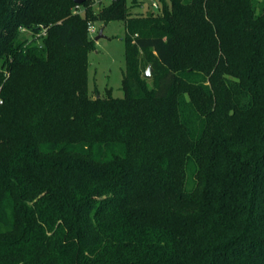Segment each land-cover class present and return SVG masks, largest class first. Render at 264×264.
<instances>
[{
    "label": "trees",
    "instance_id": "16d2710c",
    "mask_svg": "<svg viewBox=\"0 0 264 264\" xmlns=\"http://www.w3.org/2000/svg\"><path fill=\"white\" fill-rule=\"evenodd\" d=\"M105 1L122 97L88 10L0 0V264H264V0Z\"/></svg>",
    "mask_w": 264,
    "mask_h": 264
},
{
    "label": "rangeland",
    "instance_id": "374dc122",
    "mask_svg": "<svg viewBox=\"0 0 264 264\" xmlns=\"http://www.w3.org/2000/svg\"><path fill=\"white\" fill-rule=\"evenodd\" d=\"M112 0H106L105 3H109ZM134 0H127V6L130 7L133 15H141L149 11L155 10L153 2H157L161 5V0H138L142 5H133ZM101 5L95 1L90 0L87 5H79L75 7V10L79 13L85 14L89 11V25L96 29V32L88 29V33L91 39H94L93 48L89 51V66H88V86L90 90V96L99 97L101 95L106 96V91L111 89V93L115 97H122L124 90L122 89V80L124 77V71L126 67V27L122 20H113L105 24L104 21L93 18V15H97L100 11ZM158 11V10H155ZM88 25V26H89ZM104 29V36L96 40V36L100 30ZM31 34V33H27ZM153 53L149 51L139 50L138 52V74L143 79L151 81L152 77L146 78L145 72L149 67H153L150 63V59L153 58Z\"/></svg>",
    "mask_w": 264,
    "mask_h": 264
},
{
    "label": "water",
    "instance_id": "95a60500",
    "mask_svg": "<svg viewBox=\"0 0 264 264\" xmlns=\"http://www.w3.org/2000/svg\"><path fill=\"white\" fill-rule=\"evenodd\" d=\"M85 0H75L76 3L81 4ZM104 36V29H101L99 34L96 36V40H98L100 37ZM146 78H150L152 76V68L149 67L144 75Z\"/></svg>",
    "mask_w": 264,
    "mask_h": 264
},
{
    "label": "built area",
    "instance_id": "2783aa9c",
    "mask_svg": "<svg viewBox=\"0 0 264 264\" xmlns=\"http://www.w3.org/2000/svg\"><path fill=\"white\" fill-rule=\"evenodd\" d=\"M95 1H100V0H95ZM80 4H77V6H79ZM153 7L155 10H158L159 9V5L157 2H153ZM89 29L92 31V33L96 32V29L93 28L91 25H89Z\"/></svg>",
    "mask_w": 264,
    "mask_h": 264
}]
</instances>
